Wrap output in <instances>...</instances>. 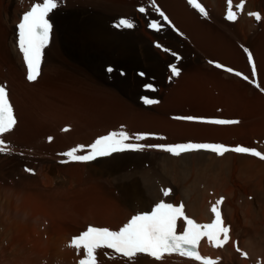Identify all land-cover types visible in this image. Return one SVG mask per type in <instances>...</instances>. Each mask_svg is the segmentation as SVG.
I'll list each match as a JSON object with an SVG mask.
<instances>
[{"label": "bare ground", "instance_id": "1", "mask_svg": "<svg viewBox=\"0 0 264 264\" xmlns=\"http://www.w3.org/2000/svg\"><path fill=\"white\" fill-rule=\"evenodd\" d=\"M84 1L90 5L96 3L94 0H58V8H70L76 3ZM157 1V3L161 5V9H164H162L164 13H167L165 14L169 17L170 24L173 25L175 29L178 27L186 33L192 42H195L194 44L200 47L201 52L206 54L207 57L215 63L219 62L223 66L231 67V69L235 70L233 72H240L244 76H248V81H251L252 85L239 79L237 75L231 74L230 76L226 72H220L211 68L207 71L205 70L206 72L203 70L204 76L209 77L210 80L214 78L216 85L221 87V90H223L221 94L225 95L228 92L230 93V91H234V95H228L225 98H223L224 96L215 98L213 93L207 91L208 89L205 88L204 90L207 92H201L200 104L205 110L208 109L210 112H207V114L205 113V115H200V113L190 114L188 112L172 114L197 118L200 116L203 118H228L229 115L232 116V114H234V118L239 121V123L233 126L208 125L211 123L196 124V122L204 123L200 122V120H195V123H191L190 120L189 122L173 121L164 115L166 106L161 104L154 109H156L157 112L163 111V115L161 113L162 116L160 112L159 115H155L150 113V110L149 112L144 111V113L140 114L143 118L137 121L138 124L136 123L137 127L145 132H157L160 130L161 132L170 134L172 137L176 138L172 143L170 142L172 140H168L170 145L184 143H214L235 147L242 144L237 142V144L234 145L232 142L234 141L236 143V140L243 139L246 141L253 140V143L256 144H252L250 147L264 152V0L244 1V9L242 12L235 7L240 3V0H232L233 10L238 14L233 28L229 26V30H232V32L231 36L228 37H233V42H231V38L228 39L224 32H218L219 39H217L214 33H212L215 28H213L212 24H206L207 21L205 20L206 23L200 20L202 23H200V29L196 26L198 24L197 21L193 20L197 22L196 25H194V22V24H191L192 19L198 16L196 15L198 12L195 11L196 14L194 16L191 12L192 6L189 5L188 0ZM198 1L204 5L208 13L207 16L200 14L201 19H203V17H208L211 19L214 18L213 20L215 21H219L218 16L223 17L226 15V0ZM129 2L132 4L135 1ZM129 2H123L122 5ZM36 3H42V0H34L31 2L30 6L24 10L18 18L17 14L20 12L16 14L14 23L17 26L23 14L29 11ZM122 5L120 9L116 8V10L123 12L124 7ZM133 5H135V3L132 4V7ZM117 7H119V5H117ZM216 7L219 8V12L216 11ZM3 9L4 0H0V85L7 88L17 120L14 129L5 134L3 139L10 145L11 151L19 152L20 154V151L28 145L30 146L33 142L47 139L44 138L46 134H53L54 128L56 129V121L52 118V114L42 108L41 103L43 99L46 98L43 97V95L58 81L60 76V66L50 64V57H52L50 53L54 48V43L56 40L58 41L59 44H55L58 47L55 49L60 51L62 43H60L61 37L63 36L64 39L71 40L75 23L71 16L72 14L68 15L65 13L63 16L64 12L63 14L61 13L63 16L62 20H57L58 13L56 14L55 11L50 14L49 21L53 26L51 41L44 50L39 76L35 81H29L27 79V67L18 48V32H16L15 29L13 30L9 23H5L2 16ZM129 9L130 10L125 9L127 10L126 12L132 11L131 7ZM149 10L152 12L153 9ZM249 13L260 14L261 20L257 21L255 17L249 15ZM156 14L159 15V13ZM165 23L168 25L167 22ZM90 35L92 37V33H90ZM93 36L95 35L93 34ZM245 49H247V52ZM249 52L252 54L256 66L255 76L252 75V66L248 62L247 54ZM10 56H17V62L14 65L10 62L12 58ZM210 63L212 64L213 62ZM256 84H259L260 87H256ZM223 86L228 88V92L225 91L226 88H222ZM169 92H171L170 89L168 93ZM170 95L169 102L172 106L177 102L184 101L181 96ZM226 98L230 100H226ZM237 100L243 104L241 108L237 104ZM119 101L121 103L123 102L122 100ZM219 102L222 103V106H225V108L223 107V111L220 109L222 111L220 113L219 107L221 105ZM44 103L45 102H43V104ZM46 103L48 102L46 101ZM182 104L183 103H179V105ZM59 108L61 107H58V109ZM62 114L64 115V113ZM244 116L247 117V120L248 118L250 120L246 121ZM58 121L61 122L60 120ZM58 124L59 123H57V125ZM110 124L112 123L110 122ZM126 127L129 128L130 125ZM107 128L108 127L104 129L107 131L111 130ZM121 128H123V125ZM123 129H125V127ZM56 133L54 134L56 135ZM58 134L59 133H57V135ZM72 134L70 135L72 136ZM55 135L51 136H53L54 138H52L56 141ZM64 135L65 134H63V136ZM256 139L257 141H255ZM178 140H182L183 142H179ZM67 141L65 139V141L63 140L62 142ZM130 142L136 143L135 140ZM144 142L146 141L144 140ZM60 143L61 142H59V144ZM59 146L60 145H58V147ZM70 146H72V144ZM41 148H43V146L39 149ZM61 151L63 152L62 148ZM146 151H148V149L141 151V153L139 151V153H131L128 151L117 152L92 162H83L81 167L70 166L71 164L67 165V167H59L61 165L57 167V162H55V164L52 161L50 162L54 163L56 166H52V163L48 164V166V161H43L46 165H41L40 163L41 167L39 169L44 177V181L41 185H37V180H31L37 183L34 185L35 189H39V192L42 191L46 193L49 190V192L44 195H40L39 193V195L42 196H39L40 199L34 200L36 195L33 197L34 199H32L33 195H31V197L29 194L24 195V191L28 189L27 187L30 189L34 187L32 183L30 184L31 181L29 179L30 182L24 179L23 182L20 181L21 184H18L19 187H17L19 189L7 186L3 187V192L0 191V264H37L47 258H50L48 260L51 261V264H77V262H79L77 260L83 258V250L77 252L76 249L69 247V244L73 237L87 230L86 225L93 224L95 227L118 231L132 216L151 211L160 201L177 206L183 204L186 216L193 219L198 224H209L214 219L210 209L221 197H223V203L220 207L222 218L225 226L230 228V241L225 247L217 249L209 244L207 238H204L199 244L201 255L218 259L219 264H264V161L250 155L236 154L234 152H228L223 156H218L212 152L198 151L174 156L170 153L164 154L163 151V153L158 151L159 153L146 156ZM8 155L7 153V156ZM44 155H46L45 152ZM53 155L54 154H52V156ZM0 156H2V154H0ZM11 156L14 158L13 155ZM143 158L152 163V166H149L150 168L148 167L149 169L146 167L148 169L147 172L143 169L144 172L138 171L133 176L125 174L116 178L117 181L115 180L113 182L114 184L110 181L106 183L102 182L100 177L102 175L104 176L105 173L109 175L110 170H116L119 166L130 163L134 165L136 161H141ZM8 160H10V158ZM52 160L54 159L52 158ZM110 161H117V164L101 165L102 163L106 164ZM9 163L11 162L9 161ZM7 164L8 162L5 165ZM5 165L3 163L0 164V181L8 172L5 171L7 168ZM51 166L59 172L60 175H65L69 181L81 179L84 178L85 175H88V180L95 179L98 184L95 183L87 192L83 191L85 193L83 196H75L79 194H75V192L71 190L69 192L62 191L60 186H53V184L55 185V183H53V177L49 176L52 169ZM14 172L15 171H13V173ZM40 178L42 179V177ZM169 178L171 179L170 181L168 180ZM250 183L252 185L248 187ZM35 189L33 188V190ZM116 189H119V191ZM164 189H170V195L164 196ZM35 191L37 192V190ZM29 192L30 191H28V193ZM26 195L30 197L29 200ZM24 196H26L25 201L23 199ZM46 222H48L50 226L47 232L41 233L35 243L30 244L27 239L29 227L37 226L41 228ZM184 227L185 223L183 219L178 220V233H181ZM46 234L48 235L47 239ZM5 239H9L10 249H7L4 246L5 244L3 245V243L6 242ZM237 247H239L240 252L236 250ZM241 253H247V257L245 258ZM97 260L98 264H197V262L192 259L183 258L176 254L170 256L166 255L161 261H157L146 254H139L134 261H129L126 258L116 255L111 249L98 250Z\"/></svg>", "mask_w": 264, "mask_h": 264}, {"label": "rangeland", "instance_id": "2", "mask_svg": "<svg viewBox=\"0 0 264 264\" xmlns=\"http://www.w3.org/2000/svg\"><path fill=\"white\" fill-rule=\"evenodd\" d=\"M33 1L34 0H4V9L2 10V16L4 18L5 23H9L12 26V29L13 30L15 29V31L18 32L17 25L14 23L16 14L20 12L17 14V18H18L24 12V10H26L30 6L31 2ZM94 1L96 2L94 5H90L89 3H86L84 1L80 3H76L73 7H70V8L62 7V8H57L58 10L57 9L54 10L56 14L58 13L57 20H62V17L66 13L68 15L72 14L71 16L73 17L74 23H75V28H74V32H73V36L71 40H66L64 39L63 36L61 37L60 43L61 42L62 43L60 46L61 47L60 51L58 49H55L56 47H58L56 46L57 44H59L58 41L56 40L54 43V48L50 53V56H52L50 57V61H51L50 64L60 66V76L58 78V81L55 82V84L46 91L47 92L45 93L46 95L45 94L43 95V97H46V98H44L41 103L42 104L41 107L46 109V111H49L52 114V118H54V120L56 121L55 122L56 125L54 124L56 129L54 128L55 132L53 131L52 132L53 134L51 133L46 134L47 137L45 136L44 138H47V139L40 140L38 142L35 141L32 143L33 146L31 143H29L31 145L30 146L28 145L26 148H24L25 151L24 149L20 151V154L19 152L17 153L14 151H11L10 153H8L9 154L8 156H7V153L6 155L2 154L3 158L6 156L8 159L10 158V160H8L6 157L4 158L5 159L4 160L2 156H0V160L2 159L0 164L3 163L5 165L8 162V164L5 165V167H7L5 171L9 172V173L7 172L6 173L7 175H5V177L0 181V189H1L0 191L2 192L4 190L3 187H6V186L12 187V188L19 187L18 184H21V182H23V179L27 180L28 182H30L31 180L33 181L37 180L38 184L34 183L33 181H31L30 184L32 183L33 185L34 184L41 185L42 182L44 181V177L42 176L40 172L41 170L39 168L41 167L40 163L41 165L44 164L43 161H46V162L48 161L47 165L52 162L54 163L57 162V164L55 163L57 167L58 165H61L59 167H63V166L67 167V165H70V164H71L70 166H74V167L80 166L81 167V164L83 162H74V161L65 162V161H68V157L64 155L63 157L62 153L67 152V150L69 151L71 148L77 145H90L99 136L107 135L109 132H112V131H119L123 129L124 127L125 129L123 130L124 131L127 130L126 132H128L132 136L136 134H149L148 137L145 139L147 143L144 142V140H142V142L139 141V143L146 144V145H164V144L170 145L168 140L169 141L172 140L170 141L172 143L175 141L174 139H176L172 137L170 134H166V132H161L160 130H158L157 132H151V131L145 132L142 129L137 127L136 125V123L138 124L137 121L143 118L141 117L140 114L144 113V111L149 112L150 110V113H153L155 115H159V112H160V115L161 113L163 115V111L157 112V110L154 109L156 106L162 104L163 106H166L164 115L167 118H170L171 120L177 121V122H180V121L189 122V120H186V119H178L179 117H184V116H177V115H172V114L174 113L182 114V113L188 112L190 114L200 113V115H205V113L207 114V112H210L208 109L205 110V108H203V106L200 104V94L202 91L205 92L204 90L205 88L208 89L207 91L213 93L215 98H221L222 96H224L223 98H225L228 95L229 96L234 95L233 94L234 91L232 92L230 91L229 93L228 88L224 86L222 88H226L225 91H227L228 93L225 95L221 94L223 90H221L220 86L216 85L214 78H212L213 80L212 79L210 80L209 77L204 76L203 72L205 70L207 71L210 68L220 71V72H226L230 76L231 74L235 75L234 74L235 72L228 73V71H226L225 69L228 68L229 66H224L223 68L216 67V65L219 62L215 63L210 58H208L206 54L201 52L200 47L197 44H194L195 42H192L190 37L187 36V34L184 33L176 25L175 26L177 27L179 31L177 29H173L170 26H168L162 20V18L158 14H156L158 12L155 11L156 9L152 6L150 0H121V1L120 0H111V1L110 0H104V1L94 0ZM126 1L128 2L135 1L134 2L135 5H133L134 8L132 7V4H134L132 2H131L132 4H130V2L127 3V4H130L128 6H126L127 4L125 3H124L125 6L124 4L122 5V3ZM244 1H247V0H244ZM156 2L158 1L156 0ZM225 2L227 5V0ZM157 4L161 7L159 3ZM117 5H119V7H117ZM121 5L124 7L123 12H121L120 10L118 11L116 10V8L120 9ZM129 6L131 7L132 11L126 12L127 10H130ZM202 6L204 7L203 4ZM140 7H145L147 11L145 13L139 12L138 9ZM66 9L67 10L69 9L70 12L69 10L67 11ZM149 9L151 10L153 9L152 12H150ZM195 11H197L198 13L196 14ZM216 11L217 12L220 11L218 7H216ZM191 12L194 14V16L195 14L198 15V16H195V18L197 19L199 18L198 20L193 18L191 24L195 23L194 25H196L198 22L196 26H198L199 29H200V23H201L200 20L203 21L204 23H206L205 21H207L206 24L208 23L212 24L213 28H215L212 33H214V36L217 39H219L218 32H224L227 35V37L231 36L232 30H229L230 29L229 26L233 28V25H235L236 20L229 21L228 19L225 18L226 15L223 16L224 18L218 16L219 21L217 20L215 21L213 20L214 18L211 19L208 17L207 18L203 17V19H201L200 12L193 7H192ZM61 13L63 14V16ZM121 18H126V19L131 20L135 26L133 28L115 27L116 23ZM152 20H157L161 23L162 28L160 31H155L148 27V24ZM193 20L197 22H194ZM90 33H92V37ZM93 34L95 36H93ZM230 38L231 37H228V39ZM12 40H13V37H12ZM233 41L234 39L232 37L231 42ZM165 49H167L168 51H165ZM10 57H12L10 59V62L14 65L17 62V56H10ZM210 62H213L216 65H214L213 63L211 64ZM219 64L221 65V63ZM172 65H175L179 69L180 74L178 76H174L172 74L171 72ZM108 69H112V71H108ZM238 78L245 81L249 85H252L251 81L244 80L241 76H239ZM169 89L171 90V92L168 93ZM170 94L181 96L183 97L184 101L177 102L173 104L172 106L170 105V102H169V97L171 96ZM180 94H182L183 96ZM145 98L158 101V103L146 104L144 102ZM228 99L229 98H226V100ZM119 100H122L123 102L121 103ZM46 101L48 103H46ZM43 102H45L44 103L45 105L43 104ZM220 102L219 104L221 106L219 107V110L222 109L223 111L225 106L224 105L222 106V103ZM236 102H238L237 104L240 106V108L243 106V104L239 102L238 100ZM179 103L180 104L183 103V104L179 105ZM58 107H61L62 109L61 108L58 109ZM50 109L53 111H51ZM222 111L220 110L219 113ZM62 113H64V115ZM58 116H59V119H58ZM60 116L61 118L62 117L63 118L61 119ZM232 116L229 115L228 118H222V117L203 118L202 116H200L198 118H203V119H221L222 118L226 120H236L234 118V114H232ZM244 118L246 121L250 120L249 118L247 120L246 116H244ZM58 120H60L61 122H59ZM110 122L112 124H110ZM195 122H196L195 120L194 121L191 120V123H195ZM57 123L59 124L57 125ZM62 123H63V126H62ZM196 124H205V123L196 122ZM122 125H123V128H121ZM127 125L128 126L130 125L129 127L130 129L126 127ZM208 125L224 126V125H216V124L215 125L208 124ZM233 125L235 124L226 125V126H233ZM106 127H108L107 128L108 130L109 129L111 130L107 131L106 129H104ZM65 128L69 129L68 130L69 134L67 131H64ZM57 129H58V132H57ZM56 132L59 133L58 134L59 136L60 135L61 136L59 137ZM54 133H56V135ZM62 133L65 134L64 135L65 137L63 136ZM70 134L74 136L72 137ZM51 135L56 136L55 138L58 143L53 139L54 137ZM49 137L51 138L53 137V138L49 140ZM64 138L66 139V141L67 140L68 141L62 142L63 140L65 141ZM255 141H257V139ZM59 142L61 143L59 144ZM237 142H239L240 144L246 147H250L252 144H256V143H253V140L246 141L243 139L236 140V143L233 141L232 143L235 145L237 144ZM46 143L48 145H50L51 143L52 144L48 146ZM71 144L73 147L70 146ZM58 145L60 146L58 147ZM42 146L43 148L39 149ZM61 148L63 152L61 151ZM146 149H148V151H146V156H151V154L159 153V152L160 153L164 152V154L165 153L169 154L168 152H165L157 148H152V147H147L142 151H145ZM39 151L40 152L43 151V152L40 153ZM44 152L47 156L44 155ZM128 152H131V153L140 152L141 153V151L139 152L138 151H128ZM52 154L54 155L52 156ZM78 154H85V153L82 152ZM11 155H13L14 158H12ZM40 156L42 159L40 158ZM17 158H20V159H17ZM46 158L49 160H47ZM52 158L54 160H52ZM9 161L11 163H9ZM116 162L110 161L106 164L102 163L101 165H111V164L116 165L117 164ZM54 163H52V166H56L54 165ZM149 166H152V163L149 161H146V159L143 158L141 159V161H136L134 165L130 163L127 165L119 166L116 170H110L109 175L105 173V175L104 176L102 175L100 178L102 179L103 183L110 181L112 184H114L113 182L116 180V178L121 177L125 174L128 176H133L138 171L144 172V170H146L145 172H147L148 169L150 168ZM146 167L147 168L149 167V168L147 169ZM28 170H31V171H28ZM54 170L55 169H53L52 167L51 172L49 173V176L53 177L52 178L53 183H55V185L53 184V186L54 187L60 186L62 188V191L69 192L71 190L72 192H75V194L78 193L79 195H75L78 197L83 196L85 194L84 192H87L91 186L95 185V183L98 184L97 180L95 179L88 180L89 179L88 175H85V177L81 179H74L72 181H69V179L67 180L65 175L61 174L63 175L61 176L59 172H57L56 170L54 171ZM13 171L15 172L13 173ZM56 176L57 178L59 177L60 179L58 178L57 180ZM38 177L39 178L42 177V179L40 178L39 180ZM168 180L170 181L171 179L169 178ZM35 185L33 187L34 189H35ZM250 185L252 184L251 183L248 184V187ZM70 186L71 187L73 186V187L71 188ZM27 188L29 190L28 189L26 190L27 193L26 191H24V195L29 194L30 197L31 195H33L32 199H34L33 197H35L36 195V198L34 200L40 199V197H42L40 196L41 194L44 195L47 192H49V190L46 193H43L42 191L39 192V189L37 188L35 189L37 190L36 192L35 190H33V188H31L34 191L33 192L29 187ZM116 190L119 191V189H116ZM28 191L30 192L28 193ZM26 196H24L23 198L24 201L26 200L25 199ZM30 197L29 196L27 197L28 200L30 199ZM89 226L95 227L93 224H88L86 225V229ZM49 227L50 226L48 222H46V224L41 228L37 226L35 227L30 226L28 229V236H27V239L29 240L30 244H34L35 241L40 237V234L46 233ZM47 236L48 235L46 234V239H47ZM5 241L6 242L3 243V245L5 244L4 246L7 249L8 248L10 249L9 239L8 240L5 239ZM48 259L50 258L44 259L43 261H41L40 263L38 262L37 264H51L50 263L51 261ZM78 263L79 262H77V264Z\"/></svg>", "mask_w": 264, "mask_h": 264}, {"label": "snow or ice", "instance_id": "3", "mask_svg": "<svg viewBox=\"0 0 264 264\" xmlns=\"http://www.w3.org/2000/svg\"><path fill=\"white\" fill-rule=\"evenodd\" d=\"M190 6L200 12L201 15L207 16L206 9L198 0H188ZM152 6L159 13L164 21L168 17L155 5L153 0ZM59 7L58 0H42V3L34 4L31 9L25 12L18 24V48L21 52L25 65L27 67V79L35 81L40 74V65L43 57V50L48 45L52 25L49 21L50 14ZM236 9L243 11L244 0H240ZM139 12L145 13V7H140ZM257 21L261 20L258 13H249ZM226 19L235 21L238 14L233 10L232 0H227ZM170 23V21H168ZM134 23L126 18H121L115 25L117 28H133ZM148 27L160 31L162 25L157 20H152ZM159 46V45H158ZM165 51H168L165 49ZM247 52V49H245ZM249 63L252 65V75L256 74V66L253 62L252 54L248 53ZM216 67L223 68V65L217 64ZM233 72L231 68L225 69ZM112 71V69H108ZM171 72L178 76L179 69L171 66ZM248 80L240 72L234 73ZM256 87H260L256 84ZM146 104L158 103V101L145 98ZM178 119L200 120V122L211 123L216 125L238 124L237 120L225 119H203L197 117H179ZM17 123L13 106L9 100V94L4 86H0V154L11 152L10 145L3 139V136L11 132ZM64 131H68L67 128ZM149 134L130 135L123 129L109 132L107 135L99 136L90 145H77L69 151L62 153L68 157V161L89 162L98 157L110 156L113 153L124 151H142L146 147L157 148L166 151L174 156L182 153L208 151L218 156H223L228 152L237 154L250 155L264 161V152L258 151L254 147L237 145L229 147L224 144L214 143H184L174 145H145L139 141L145 140ZM52 138L49 137V140ZM135 140L136 143L130 141ZM86 154H78V153ZM31 171V170H28ZM170 189H164L163 195H170ZM223 203V197L215 202L211 207L214 219L209 224H198L193 219L185 215L184 205L179 206L171 203L160 201L149 212L140 213L131 217L118 231H112L108 228H99L89 226L86 231L71 239L69 247L76 249L77 252L83 250V258L79 264H98L97 251L100 249H111L116 255L134 261L139 254H146L149 257L161 261L168 255H179L183 258H189L197 264H219L218 259L205 257L201 255L198 246L202 239L207 241L214 248L220 249L225 247L230 241V228L225 226L222 218L220 205ZM183 219L185 227L181 233H177V221ZM240 252L239 247L236 248ZM245 258L247 253H241ZM115 258V257H110Z\"/></svg>", "mask_w": 264, "mask_h": 264}]
</instances>
